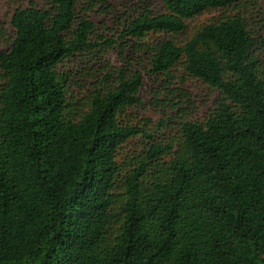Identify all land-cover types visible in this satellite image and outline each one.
<instances>
[{"label":"trees","instance_id":"16d2710c","mask_svg":"<svg viewBox=\"0 0 264 264\" xmlns=\"http://www.w3.org/2000/svg\"><path fill=\"white\" fill-rule=\"evenodd\" d=\"M83 1L111 0L30 1L10 16L0 264H264V0H161L128 15L127 64L82 96L66 66L97 44ZM177 69L217 92L202 120ZM145 76L163 115L153 129L127 113Z\"/></svg>","mask_w":264,"mask_h":264},{"label":"rangeland","instance_id":"374dc122","mask_svg":"<svg viewBox=\"0 0 264 264\" xmlns=\"http://www.w3.org/2000/svg\"><path fill=\"white\" fill-rule=\"evenodd\" d=\"M30 1L39 7L44 6V0H0V50L8 48L13 35L9 24L13 10L19 6H27ZM144 8L159 12L163 10V4L161 0H111L105 4L83 1L79 5L78 14L85 16L93 23L91 38L97 44L90 60L67 63L66 67L71 69L72 75L76 76L78 84L85 80L82 90L75 86V93L78 92L83 96L86 94L85 87H93L97 80L104 82L103 76L107 73H110L111 76L109 82L116 78L119 70L127 64L124 62L125 54L130 52L129 48L123 45L125 41L120 38L122 24L128 15L140 12ZM211 16L212 13H205L188 21V28L179 36V39L186 38L194 24L207 21L211 19ZM134 64L127 66L131 70L139 68ZM175 74L176 80L184 78L180 85L188 90L193 100L192 110L189 114L195 119L202 120L214 106L217 92L201 81L186 76L181 69H177ZM152 91V84L145 76L139 92L140 101L127 112L130 123L143 126L146 119H149L147 129H153L156 123L163 118L160 107L155 106L152 101ZM170 131L169 128H165L164 136L166 134L168 136ZM134 145L129 143L124 147V150L134 149L135 141Z\"/></svg>","mask_w":264,"mask_h":264}]
</instances>
